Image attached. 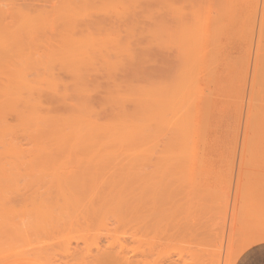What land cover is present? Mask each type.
<instances>
[{"label":"rangeland","instance_id":"374dc122","mask_svg":"<svg viewBox=\"0 0 264 264\" xmlns=\"http://www.w3.org/2000/svg\"><path fill=\"white\" fill-rule=\"evenodd\" d=\"M260 112L264 0H0V264H232Z\"/></svg>","mask_w":264,"mask_h":264},{"label":"bare ground","instance_id":"6f19581e","mask_svg":"<svg viewBox=\"0 0 264 264\" xmlns=\"http://www.w3.org/2000/svg\"><path fill=\"white\" fill-rule=\"evenodd\" d=\"M183 26V27H182ZM189 25H185V27L187 28ZM181 28H183L184 29V31H186V33H185V35H183L184 34V32H183V38H188V39H190V37L189 36H191V34L189 33V36H187L188 35V29H186V28H184V24L183 25H181ZM180 36L178 35V38H179ZM182 37H180L179 39H181ZM175 40V39H174ZM181 48H182V46H181ZM184 48V47H183ZM189 49V47L186 49V48H184V50H188ZM190 49H191V47H190ZM191 50H189V52H190ZM186 52H188V51H186ZM186 52H184L183 51V53H182V55H184V53H186ZM189 52H188V54H189ZM187 54V53H186ZM187 54V55H188ZM181 57H183V56H181ZM183 59H188V58H186L185 56L183 57ZM168 67V66H167ZM169 67H171V66H169ZM172 68V67H171ZM164 71V70H163ZM171 73V72H170ZM169 74V73H168ZM166 75V74H165ZM171 75H172V73H171ZM174 75V74H173ZM175 77H178L177 75L175 76ZM174 77V78H175ZM157 78V77H156ZM168 78H170V77H168ZM167 79V78H166ZM176 79V78H175ZM174 79V80H175ZM154 80V79H153ZM156 81H157V79H156ZM176 81V80H175ZM174 82V81H173ZM178 82H180V80L178 81ZM159 83V82H158ZM172 83V82H171ZM154 84V83H153ZM161 84V83H160ZM173 84V83H172ZM158 86H160V85H158ZM191 86V85H190ZM157 88V87H156ZM158 89V88H157ZM160 95V94H159ZM167 102V101H166ZM154 106H155V111H156V113H155V117H156V120H155V129H154V134L150 131V133L152 134V135H155V134H157L158 135V133H161L160 131L162 130V127H163V125H164V123L166 122L165 121V119H167V118H165L164 120H162L163 119V116H161V102H160V100L158 99V96L156 97V100L154 101ZM176 107V106H175ZM166 109V108H165ZM166 111V110H165ZM261 113H263V112H260V113H258L259 115L261 114ZM167 114H169V113H167ZM173 114V113H172ZM264 114V113H263ZM262 114V115H263ZM262 115H260V116H262ZM176 116V115H175ZM264 116V115H263ZM167 117V116H166ZM171 117V116H170ZM151 119V118H150ZM262 119V118H261ZM152 120V119H151ZM150 120V121H151ZM263 121H259V123H262L263 125L261 126V130H259V131H261V137H260V140H259V144L256 146L257 148V151H256V149H255V151H254V153L256 154H254V153H252V155L254 154V158H253V156L250 154V156H249V158L252 156V158L254 159H249V162H251L250 163V165H251V169L249 168V169H247L246 171L248 172V170L250 171V170H252V172L250 171L249 173H253L252 174V176L250 175V177H251V179H250V183H252V184H248V185H251L249 188H251V190L249 191V193H248V195H247V199H246V201L245 202H247V203H249V205L248 206H246L249 210H246V217L247 218H250L251 219V221H255V222H257V223H261V222H264V117H263V119H262ZM167 121H169V120H167ZM257 121V120H256ZM176 122V121H175ZM174 122V123H175ZM167 125V124H166ZM261 125V124H260ZM259 125V126H260ZM162 126V127H161ZM142 127V126H141ZM167 127V126H166ZM184 128V127H183ZM161 129V130H160ZM142 130H143V128H142ZM151 130H153V125L151 126ZM170 130H171V128H170ZM95 131H97V130H95ZM115 131H117V130H115ZM137 131H139V130H137ZM146 131V130H145ZM172 131V130H171ZM118 132V131H117ZM141 132V131H140ZM179 132V131H178ZM182 132H184V131H182ZM139 133V132H138ZM146 133V132H145ZM172 133H174V132H172ZM185 133V132H184ZM140 134V133H139ZM175 134V133H174ZM174 134H172L173 135V137L175 136ZM97 135V134H96ZM141 135V134H140ZM152 135H151V137H152ZM157 135H155V136H157ZM161 135H163L162 133H161ZM167 135V134H166ZM172 135H170V136H172ZM88 136V135H87ZM100 136V135H99ZM116 136V135H115ZM138 136V135H137ZM158 136H160V134L158 135ZM157 136V137H158ZM170 136H169V138H170ZM180 136V135H179ZM120 137H122V136H120ZM154 137V136H153ZM162 137V136H161ZM168 138V139H169ZM178 138V136H176V139ZM156 139V138H155ZM166 139V138H165ZM175 139V138H174ZM173 139V140H174ZM170 140H172V139H169V141ZM173 140H172V144H175L177 141H175L174 143H173ZM180 140H182V138L180 139ZM243 140H245V138L243 139ZM138 141H139V139H138ZM144 141V140H143ZM159 142V141H158ZM157 142V143H158ZM163 142V144H165L166 143V140H165V143H164V141H162ZM161 142V143H162ZM96 143V142H95ZM97 143H100V142H97ZM168 143H170V142H168ZM143 145H144V143H142ZM141 144V145H142ZM153 144H154V148H155V150L157 149L156 147H155V145H156V143L155 142H153ZM177 144V143H176ZM244 144H245V142H244ZM141 145H140V147H141ZM142 145V146H143ZM170 145H171V143H170ZM169 145V146H170ZM255 145V144H254ZM254 145H252V146H254ZM165 145H163L162 146V148H161V150L159 149L158 151H157V153H155L156 154V157H158V158H156L157 160H161V158H163V157H161V156H163V154L166 152V150H165V148H168V147H164ZM168 146V145H167ZM243 146V145H242ZM174 148H175V146H173ZM178 147V146H177ZM170 148V147H169ZM169 148H168V151H169ZM179 148V147H178ZM255 148V147H254ZM143 149V147H141V150ZM245 149V148H244ZM139 150H140V148H139ZM154 149L152 150V152L154 151V152H156ZM172 150V149H171ZM177 150V149H176ZM251 150V152H252V149H250ZM174 151H175V149H174ZM243 151V150H242ZM247 151H249L248 149H247ZM140 152V151H139ZM154 152H153V154H154ZM141 153V152H140ZM166 153H168V152H166ZM171 153V152H170ZM152 154V153H151ZM176 154V153H175ZM244 154V153H243ZM158 155V156H157ZM172 155V154H171ZM242 156V155H241ZM240 156V157H241ZM145 158V157H144ZM140 159H142V157L140 158ZM164 159V158H163ZM243 159V158H242ZM144 160V159H143ZM143 160H142V162L140 161L139 163H143ZM149 161H150V159H149ZM243 161V160H242ZM242 161H241V163H242ZM159 162V161H158ZM164 162H165V160H164ZM168 164V163H167ZM175 164V163H174ZM173 164V165H174ZM248 164V163H247ZM164 165H165V163H164ZM169 165V164H168ZM232 165V164H231ZM238 165H239V163H238ZM241 165L242 164H240V167H241ZM143 166V165H142ZM153 166H154V164H153ZM171 166V165H170ZM247 166V165H246ZM249 166V165H248ZM160 167V166H159ZM161 169V168H160ZM160 169H159V171H160ZM241 170V169H240ZM241 171H243V170H241ZM244 171H245V169H244ZM240 172V171H239ZM242 173V172H241ZM247 174V173H246ZM245 174V175H246ZM239 175V174H238ZM247 176H249V175H246L245 177H247ZM240 177V176H239ZM239 179V178H238ZM248 179V178H247ZM241 180H243V179H241ZM249 180V179H248ZM248 180H247V183H248ZM244 181V180H243ZM246 183V184H247ZM246 197V196H245ZM234 200H236V199H234ZM243 200V199H242ZM234 204V203H233ZM242 204V203H241ZM236 205V204H235ZM244 206V205H243ZM245 207V206H244ZM248 211V212H247ZM236 213V212H235ZM260 243H262V242H264V236H263V238H261L260 240ZM253 243H249V244H247V245H245V247L243 248V250H241V252L243 253V252H245L247 249H249L250 247H252L253 245H256V243L255 244H253ZM258 244V243H257ZM221 249H222V245L220 244L217 248H216V251L215 252H217V255L218 256H220L221 255ZM241 253V254H242ZM240 254V255H241ZM213 255H216V253L215 254H213ZM237 261V260H236ZM236 261L235 262H233L232 264H236ZM214 263H215V260L213 261ZM124 264V263H123ZM128 264V263H127ZM175 264V263H174ZM177 264V263H176ZM231 264V263H230ZM245 264V263H244Z\"/></svg>","mask_w":264,"mask_h":264},{"label":"crops","instance_id":"0c3cea01","mask_svg":"<svg viewBox=\"0 0 264 264\" xmlns=\"http://www.w3.org/2000/svg\"><path fill=\"white\" fill-rule=\"evenodd\" d=\"M264 264V242L253 245L243 252L236 264Z\"/></svg>","mask_w":264,"mask_h":264}]
</instances>
